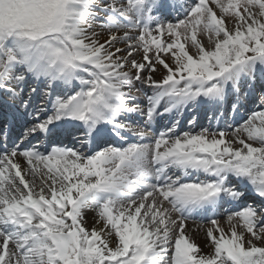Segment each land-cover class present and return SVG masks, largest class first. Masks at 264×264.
<instances>
[{
    "label": "snow or ice",
    "instance_id": "6c2138e0",
    "mask_svg": "<svg viewBox=\"0 0 264 264\" xmlns=\"http://www.w3.org/2000/svg\"><path fill=\"white\" fill-rule=\"evenodd\" d=\"M258 77L264 0H0V264H264Z\"/></svg>",
    "mask_w": 264,
    "mask_h": 264
},
{
    "label": "bare ground",
    "instance_id": "6f19581e",
    "mask_svg": "<svg viewBox=\"0 0 264 264\" xmlns=\"http://www.w3.org/2000/svg\"><path fill=\"white\" fill-rule=\"evenodd\" d=\"M253 89H257V90H261L262 92H264V86L262 87V84L260 82V79L258 77L256 84L253 86L252 90L249 93V96L247 99L243 100L244 101V107L241 110H250L251 106L256 102V99L254 97V94H252ZM0 106H4L3 104H0ZM255 107V106H254ZM253 107V108H254ZM198 111V110H197ZM197 111H191V114L196 113ZM159 119V117L157 118V120ZM161 121L160 126L164 127L165 125H167L169 123L170 117L165 116L164 118H160ZM3 117H0V124L3 123ZM157 122L155 123V128L157 127ZM6 124V122H5ZM186 131L185 129H183L182 127L180 128V131ZM195 131H199V127L195 128ZM18 130H15L14 135L18 134ZM11 139V137H10ZM238 146V145H237ZM246 201H250L247 197H245L244 199H242L240 201V206H244L246 205ZM232 210H238L237 208H233ZM95 213L88 211L86 213V219L88 221V226L91 227L93 221V217H94ZM218 219H220L221 223H223L224 219H225V214L222 211V214L218 217ZM198 221H201L199 218L195 219V220H188L186 222L187 224V232L192 236V238L194 239L195 243L201 248V250L204 253H207L209 251V249L207 247H205V245L208 243L207 238H206V228L208 227V222L206 223H198ZM207 221V220H205Z\"/></svg>",
    "mask_w": 264,
    "mask_h": 264
},
{
    "label": "rangeland",
    "instance_id": "374dc122",
    "mask_svg": "<svg viewBox=\"0 0 264 264\" xmlns=\"http://www.w3.org/2000/svg\"><path fill=\"white\" fill-rule=\"evenodd\" d=\"M259 102H260V100H259ZM184 126H186V127H187V124H186V125H184ZM159 130H161V129L159 128V129H157L156 131H159Z\"/></svg>",
    "mask_w": 264,
    "mask_h": 264
}]
</instances>
